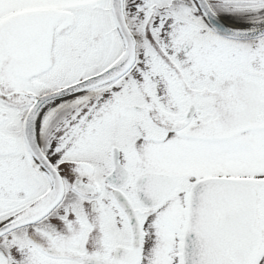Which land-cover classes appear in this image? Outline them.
<instances>
[{
	"label": "snow or ice",
	"instance_id": "1",
	"mask_svg": "<svg viewBox=\"0 0 264 264\" xmlns=\"http://www.w3.org/2000/svg\"><path fill=\"white\" fill-rule=\"evenodd\" d=\"M0 264H264V0H0Z\"/></svg>",
	"mask_w": 264,
	"mask_h": 264
},
{
	"label": "flooded vegetation",
	"instance_id": "2",
	"mask_svg": "<svg viewBox=\"0 0 264 264\" xmlns=\"http://www.w3.org/2000/svg\"><path fill=\"white\" fill-rule=\"evenodd\" d=\"M224 22H228L232 25L238 24V23H246V20H242L241 18H232V19H225Z\"/></svg>",
	"mask_w": 264,
	"mask_h": 264
},
{
	"label": "water",
	"instance_id": "3",
	"mask_svg": "<svg viewBox=\"0 0 264 264\" xmlns=\"http://www.w3.org/2000/svg\"><path fill=\"white\" fill-rule=\"evenodd\" d=\"M232 24H230V23H228V22H224L223 21V23H222V27H224V28H227V27H229V26H231Z\"/></svg>",
	"mask_w": 264,
	"mask_h": 264
}]
</instances>
